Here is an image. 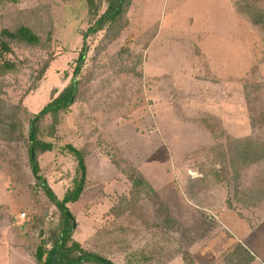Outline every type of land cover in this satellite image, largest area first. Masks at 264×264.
Here are the masks:
<instances>
[{
	"label": "rangeland",
	"instance_id": "obj_1",
	"mask_svg": "<svg viewBox=\"0 0 264 264\" xmlns=\"http://www.w3.org/2000/svg\"><path fill=\"white\" fill-rule=\"evenodd\" d=\"M233 1L132 0L129 26L97 58L94 48L103 32L86 40L81 77L93 73L94 79L62 115L57 140V150L70 144L87 154L86 187L68 206L75 219L72 238L83 249L113 264H183L184 252L202 264L208 260L205 248L218 253L216 237L238 242L219 214L246 205L236 195L234 172L227 167L221 173L218 146L240 137L264 139V129L251 132L245 97L264 105V39L236 17ZM7 3L12 0H0V17ZM18 3L50 8L57 44L56 60L22 103L37 113L50 92H60L70 80L81 33L89 26L87 6L83 0ZM41 58L18 54L19 73L2 79L5 102L18 105ZM39 167L61 200L75 163L55 152L41 156ZM199 170L207 180L189 190L188 179L200 177ZM134 173L152 192L135 210L115 218L111 209L129 197ZM243 176L251 185L264 174L255 166ZM33 185L25 147L0 143V244L10 246L11 264H36L38 228L31 227L36 216L49 212L42 232L55 224L54 208L42 193L33 203ZM166 219L175 223L168 228Z\"/></svg>",
	"mask_w": 264,
	"mask_h": 264
},
{
	"label": "trees",
	"instance_id": "obj_2",
	"mask_svg": "<svg viewBox=\"0 0 264 264\" xmlns=\"http://www.w3.org/2000/svg\"><path fill=\"white\" fill-rule=\"evenodd\" d=\"M83 1L87 6L89 26L81 33L82 46L73 65L70 80L60 92L52 90L50 101L37 113H32L22 103L37 89L36 83H39L52 62L56 60L54 46L57 44L52 38L53 21L50 8L47 5L21 8L18 6V0L2 5L4 11L0 17V92L3 88L2 79L17 75L20 71L17 63L19 53L30 52L34 57L42 56L36 79L23 91L18 105L5 102L0 94V143H20L25 147L34 178V185L30 187L32 201L39 202L38 197L42 193L47 203L54 208L55 224L49 226L45 232L41 230L45 228V218L49 214L47 209L40 216H36L31 224L34 230L38 228L33 255L36 264H54V259L56 264H113L101 255L83 249L72 238L75 219L68 206L79 200L86 187L87 154L84 149H77L70 144L57 150V140L62 115L67 113L71 103H75L79 96L86 94L88 85L94 79L93 73L81 77V69L89 52L86 40L103 32L100 44L94 48L93 58H97L129 26L127 14L132 6V0ZM232 6L236 17L243 20L246 26L258 32V35L264 39V0H237L233 1ZM43 56L46 59H43ZM169 87L173 92V87ZM245 97L249 108L251 132L264 129V105L259 107L256 99L249 97L248 94ZM218 151L220 160L217 163L222 165L221 173H224L222 171L228 167L238 180L239 200L243 204L264 200V176L251 185H245L243 181L245 169L261 167L264 174V139H255L252 136L240 137L218 146ZM55 152L69 157L75 163L70 186L61 200L57 199L47 185L39 167L41 156ZM208 162L215 163L214 160ZM133 176L130 178L129 197L121 198L117 206L111 209L115 218L135 210L143 200L149 198L152 192L141 175L134 173ZM206 180L203 171H200V177L188 179V189L192 190L195 185L202 186ZM224 180L219 179V181ZM174 223L171 219L164 221V225L168 228ZM70 245L74 247L71 248ZM181 261L183 264H194L187 252L182 253ZM144 262H148L147 259Z\"/></svg>",
	"mask_w": 264,
	"mask_h": 264
},
{
	"label": "crops",
	"instance_id": "obj_3",
	"mask_svg": "<svg viewBox=\"0 0 264 264\" xmlns=\"http://www.w3.org/2000/svg\"><path fill=\"white\" fill-rule=\"evenodd\" d=\"M258 202L263 204L258 205ZM241 203L246 205L244 210L219 214L223 224L227 221L232 225L238 235V242L229 237H216L213 244L219 245L218 253L211 254L205 248L208 260L202 264H264V200ZM214 256L218 257L217 263L214 262ZM12 259L10 246L0 244V264H11Z\"/></svg>",
	"mask_w": 264,
	"mask_h": 264
},
{
	"label": "water",
	"instance_id": "obj_4",
	"mask_svg": "<svg viewBox=\"0 0 264 264\" xmlns=\"http://www.w3.org/2000/svg\"><path fill=\"white\" fill-rule=\"evenodd\" d=\"M70 103H71V101H70ZM73 228H74V226H73ZM54 264H56V261H55V259H54Z\"/></svg>",
	"mask_w": 264,
	"mask_h": 264
},
{
	"label": "built area",
	"instance_id": "obj_5",
	"mask_svg": "<svg viewBox=\"0 0 264 264\" xmlns=\"http://www.w3.org/2000/svg\"><path fill=\"white\" fill-rule=\"evenodd\" d=\"M20 217H21V218H24V215H21Z\"/></svg>",
	"mask_w": 264,
	"mask_h": 264
}]
</instances>
